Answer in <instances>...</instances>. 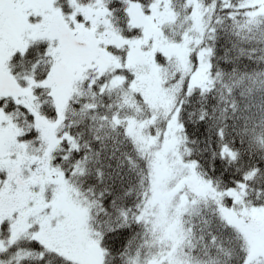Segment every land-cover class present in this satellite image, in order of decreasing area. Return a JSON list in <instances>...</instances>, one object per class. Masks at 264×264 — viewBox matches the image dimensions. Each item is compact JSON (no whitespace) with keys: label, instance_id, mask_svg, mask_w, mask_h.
<instances>
[{"label":"snow or ice","instance_id":"obj_1","mask_svg":"<svg viewBox=\"0 0 264 264\" xmlns=\"http://www.w3.org/2000/svg\"><path fill=\"white\" fill-rule=\"evenodd\" d=\"M0 264H264V0H0Z\"/></svg>","mask_w":264,"mask_h":264}]
</instances>
